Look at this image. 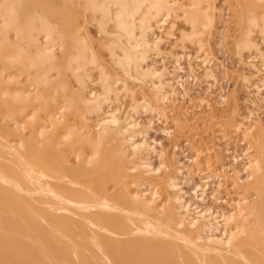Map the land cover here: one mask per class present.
Listing matches in <instances>:
<instances>
[{
	"label": "bare ground",
	"instance_id": "6f19581e",
	"mask_svg": "<svg viewBox=\"0 0 264 264\" xmlns=\"http://www.w3.org/2000/svg\"><path fill=\"white\" fill-rule=\"evenodd\" d=\"M231 1L236 55L249 53L238 75L264 109V0ZM217 8L216 0H0V252L33 264H264L262 117L251 111L245 122L232 110L247 146L232 156L242 168L216 173L237 190L226 212L204 203L220 199L208 193L214 181L188 173H204L205 160L178 167L182 178L168 175L139 116L146 111L151 124L189 94L188 44L202 52L200 80H218L208 38ZM158 30L182 48L169 54L174 71ZM192 58L188 71L200 81ZM127 96L122 115L111 103Z\"/></svg>",
	"mask_w": 264,
	"mask_h": 264
},
{
	"label": "rangeland",
	"instance_id": "374dc122",
	"mask_svg": "<svg viewBox=\"0 0 264 264\" xmlns=\"http://www.w3.org/2000/svg\"><path fill=\"white\" fill-rule=\"evenodd\" d=\"M231 2L234 3V1H231V0H216L217 6H219V9L217 8V11L219 12L218 15L220 14L222 17L219 18L220 15L219 17H217L215 28L212 30L210 34H208V38L211 40L210 50H212L211 59L213 61L211 63L215 65V68L218 74V80L214 79L212 82L211 78L208 79V82L210 83L212 82L211 84L213 85L211 84L209 85V83H207L206 80L203 82L202 80H200L202 78L201 76H202L203 71H202V68L197 66L198 65L197 61L199 59L194 58L196 57L197 50H198L196 45L188 44V47L185 49L186 51H182V48H173V46H175V43L174 44L172 43L174 42L173 40H175L174 37H171L169 35L166 36L167 35L166 32L164 34V32L161 31L164 34L163 35L158 30L159 34H162L164 37L165 36L167 37V38H164L165 42H163L164 44L162 45L163 49L168 54V55H165V59H166L165 64L167 65V67L171 71L175 70L174 69L175 63H173L174 58H172L173 56L170 57L172 55L171 51H177V53L182 51L184 52L183 53L184 58L187 55L185 60H183L182 65L184 67L186 66L189 69L188 59H190V57L191 58L193 57L192 58L193 66H196L194 72L197 73V77L199 76L198 80L200 81L194 80L192 78L193 77L192 73H189L188 69L187 70L185 69L186 72L183 71L181 73L185 75L188 72L185 75L187 77H184L186 80L184 82V85H185V88L187 87L186 91L189 93L188 95H185L184 97L181 96L180 97L181 100L178 101L179 103L177 102L176 104L169 106L167 110L168 112L165 113L166 115L163 114L164 116L163 115L152 116L154 119L153 120L154 122H152L151 124H148V120L151 118V115L149 113H147L146 111H142L141 112L142 114H139L140 120L142 121V123H144L145 129L147 128L148 130L147 139L152 144L153 143L156 144L159 150H163L164 160L167 161L169 166H171L170 169H168L169 171H167V173L168 172L170 173V174L168 173V175H172V176L175 175V176L181 177V175L178 174L177 168L182 167V166L188 167L191 170H193L194 163L192 165H189V164H191V162H194L196 159H198L199 158L198 155L201 156L200 159L202 162L205 160L203 162L205 163V165L201 163L203 167L205 166L204 167L205 172L203 171L204 173L202 172L199 173L202 176H200L198 173L196 174L195 172L193 173V175L190 174V172H188L189 171L188 168L184 169V173L186 174L188 172L189 175L191 177L194 176L192 178L195 179V181L199 183H205V181H210V180H211L210 182L212 183L214 181L213 182L214 184L213 185L211 184L212 189L210 187L209 190L211 191H208V193L209 194L212 192L215 193V190H216L218 192V193L216 192L217 197L219 196L220 197L219 200L221 201L219 200L218 202L214 201L213 197L210 196L207 198V200L204 203L214 206L216 209H218V211L223 210L226 212L229 209H231V206H230V203H232L231 198L236 196L237 190L229 186V183L225 181L223 176L217 177V174H223L221 172L223 171V168H226L228 171L229 170L232 171V169L236 166L238 169L242 168V164L240 163L241 161L239 160L240 162L235 163L233 161L232 156L237 154L236 153L237 150L238 152L241 153V149L247 146L246 144L247 140L244 139L243 137L244 135L240 134L239 131H236V129L233 128L234 126L231 125V121L234 124L235 122L233 119H235L236 117L237 120L239 119L241 121L247 122L248 120L247 117L251 115L250 113L251 111H253L254 119L262 117L261 119L264 121V109L252 103L251 98L253 97V92L250 94L249 89L246 88V86L243 84V81L240 75H238L239 73H242L243 70L244 71L249 70V68L244 63L245 61H243L244 59L247 58L246 56L249 55V53H246L247 55L245 54V56H243L242 59L238 55H236L235 46L233 45L234 39L232 37H235L236 33H238L237 32L238 29H236L238 27L235 26L237 25V22L234 23L235 17H232L233 11L230 8V6L232 7ZM50 5L51 4L48 3V6L45 5V7L52 14L58 15V12L56 10L54 11V8H52ZM87 26L90 29L88 31L91 32V36L93 38L100 37V33L96 29L97 27L95 25V22L93 23V21L90 20V24L87 23ZM211 34H213V36ZM187 51L191 55L189 56L188 59L187 57L189 53H186ZM101 52H103V55L105 56V57L103 56V59H104L103 61L107 65H109L111 61H109L110 59L108 58L109 56L107 55V51L101 49ZM201 53L202 52H199L198 54L202 55ZM156 59H157L159 66L163 65L162 58L158 57ZM194 61H196V63ZM111 66L109 65L110 68H112ZM95 74L97 75L96 72ZM188 74L191 75V78L189 79H187ZM209 86L211 87L209 88ZM147 89L148 88L146 87L145 90ZM179 91L181 93L182 92L185 93V90L182 87H180ZM262 95H264V90H263ZM201 98H204V99L206 98L205 100H208L210 103L212 102L211 103L212 107H210L209 105L207 106L205 102H200ZM131 101H132L131 97L129 98V96H127L125 98L123 97L121 101H115L113 102L114 104L111 103L113 107L111 106V104L110 106L112 108L114 107L116 108L117 106L120 107V110L118 112L121 111V114L125 115L126 114L125 111L127 110L130 111V107H131L130 104L132 103ZM128 102L129 103L131 102V103L129 104ZM237 106H239L238 107L239 110L237 109ZM232 110H236V113L233 114ZM232 114L235 117L232 116ZM230 116H232V118ZM209 147L210 148L213 147L215 151H213V149L210 150ZM207 148H209V150ZM210 152L212 153L211 156L213 157L209 160V158L211 157L209 156ZM215 154L217 155V157ZM152 157L155 161V165H159L161 160L159 158H156L155 155H152ZM193 159L194 161H192ZM205 173H207L208 176H205ZM165 177L166 175L165 173H163L161 178H165ZM207 177H210V179ZM211 177H214V178H211ZM219 182L223 183L221 184L222 186H219V187L215 186V183L218 184ZM182 186L184 190H186L187 192L189 191L191 192L192 185L185 182L184 179L182 180ZM199 202H202V201L200 200ZM7 263L8 264H33V263H29L25 261L22 257H19L12 253H8L6 251L0 252V264H7Z\"/></svg>",
	"mask_w": 264,
	"mask_h": 264
}]
</instances>
